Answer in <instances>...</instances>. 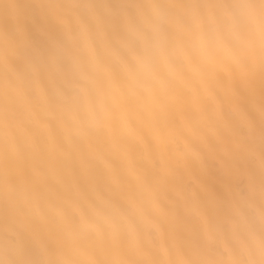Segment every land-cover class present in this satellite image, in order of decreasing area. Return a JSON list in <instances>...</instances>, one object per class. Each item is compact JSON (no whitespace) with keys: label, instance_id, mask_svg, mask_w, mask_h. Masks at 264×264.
<instances>
[{"label":"snow or ice","instance_id":"snow-or-ice-1","mask_svg":"<svg viewBox=\"0 0 264 264\" xmlns=\"http://www.w3.org/2000/svg\"><path fill=\"white\" fill-rule=\"evenodd\" d=\"M0 264H264V0H0Z\"/></svg>","mask_w":264,"mask_h":264}]
</instances>
